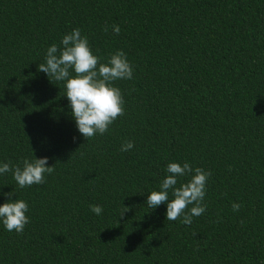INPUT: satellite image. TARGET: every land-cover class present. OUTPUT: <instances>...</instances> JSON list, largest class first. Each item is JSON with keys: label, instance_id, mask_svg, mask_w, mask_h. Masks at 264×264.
Instances as JSON below:
<instances>
[{"label": "trees", "instance_id": "trees-1", "mask_svg": "<svg viewBox=\"0 0 264 264\" xmlns=\"http://www.w3.org/2000/svg\"><path fill=\"white\" fill-rule=\"evenodd\" d=\"M75 28L133 68L124 115L88 140L38 71ZM45 157L42 185L0 175V206L14 191L30 220L0 221V264H264V0H0V164ZM173 162L212 173L190 226L146 204Z\"/></svg>", "mask_w": 264, "mask_h": 264}, {"label": "clouds", "instance_id": "clouds-1", "mask_svg": "<svg viewBox=\"0 0 264 264\" xmlns=\"http://www.w3.org/2000/svg\"><path fill=\"white\" fill-rule=\"evenodd\" d=\"M103 30L107 33L108 26L105 25ZM112 31L118 35L120 27L112 25ZM100 60V57L93 54L87 37L81 34L79 28H75L63 36L61 45L54 43L47 49L45 63L38 66L39 72L57 82H65V96L70 102L71 114L79 133L86 140L97 134H105L117 118L124 115L123 96L114 82L133 78V68L122 50L110 54L107 63H101ZM133 147L132 141H125L120 150L129 151ZM47 164V157L24 159L22 167L7 162L0 164V175L11 173L20 189L42 185L46 182L45 174L51 175L55 171V166L46 167ZM166 172L168 175L161 181L160 190L152 191L146 204L155 209L166 203L167 221L180 220L182 224L190 226L193 217H199L206 211L207 205L203 201L206 184L212 173L200 167L193 168L188 162L183 163V166L180 163H169ZM188 176L190 179L186 183L176 187L179 178ZM170 190L173 197L171 201ZM4 195L9 202L0 206V221L7 231L20 234L30 223L26 215L29 206L21 199L12 201L14 191ZM189 205H192L190 209ZM89 208L96 215L103 212L100 205H89ZM240 208V204H232L234 212ZM127 211L129 209L124 208L120 216Z\"/></svg>", "mask_w": 264, "mask_h": 264}]
</instances>
